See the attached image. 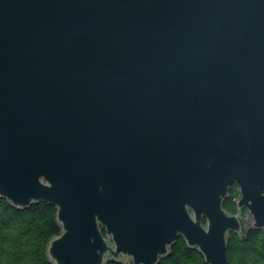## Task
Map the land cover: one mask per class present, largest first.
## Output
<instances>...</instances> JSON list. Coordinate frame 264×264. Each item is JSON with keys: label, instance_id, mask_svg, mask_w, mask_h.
Wrapping results in <instances>:
<instances>
[{"label": "water", "instance_id": "obj_1", "mask_svg": "<svg viewBox=\"0 0 264 264\" xmlns=\"http://www.w3.org/2000/svg\"><path fill=\"white\" fill-rule=\"evenodd\" d=\"M0 197L56 207L53 264H229L264 232V0H0Z\"/></svg>", "mask_w": 264, "mask_h": 264}, {"label": "trees", "instance_id": "obj_2", "mask_svg": "<svg viewBox=\"0 0 264 264\" xmlns=\"http://www.w3.org/2000/svg\"><path fill=\"white\" fill-rule=\"evenodd\" d=\"M238 197L236 184H232L224 209L235 213ZM55 206L39 201L24 209L13 207L0 197V264H53L47 255L49 239L61 232ZM245 214V211L243 212ZM226 254L229 264H264V232L245 226L243 232L228 234ZM105 264H125L107 260ZM158 264H208L196 249L187 246L179 237L167 257Z\"/></svg>", "mask_w": 264, "mask_h": 264}]
</instances>
